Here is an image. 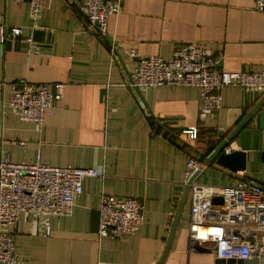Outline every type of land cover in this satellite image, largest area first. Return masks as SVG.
Here are the masks:
<instances>
[{
	"label": "crops",
	"instance_id": "1",
	"mask_svg": "<svg viewBox=\"0 0 264 264\" xmlns=\"http://www.w3.org/2000/svg\"><path fill=\"white\" fill-rule=\"evenodd\" d=\"M107 1L122 8L103 37L89 32L76 0H47L36 30L28 1L0 0V159L27 164L40 159L100 173L84 180L72 215L51 218L50 236L43 235L40 221L20 215L16 251L24 264H160L164 256L162 264H216L211 250L190 249L187 164L193 158L199 162L202 184L231 186L244 178L264 187V130L257 118L226 147L245 152V170L210 159L264 92L225 88L218 115L202 121L198 88L130 87L137 66L131 52L170 58L178 47L200 42L222 70L262 72L264 13L256 0ZM15 27L23 33L14 36ZM18 79L52 89L64 86V98L43 126L12 110L10 81ZM191 127L199 129L196 140L183 133ZM102 195L144 204L137 234L99 237ZM247 264H264V259Z\"/></svg>",
	"mask_w": 264,
	"mask_h": 264
},
{
	"label": "built area",
	"instance_id": "2",
	"mask_svg": "<svg viewBox=\"0 0 264 264\" xmlns=\"http://www.w3.org/2000/svg\"><path fill=\"white\" fill-rule=\"evenodd\" d=\"M30 3L32 28L40 27L41 14L47 0H19ZM76 6L85 17L89 32L106 37L109 20L121 11L120 3L107 0H76ZM256 9L264 13V0H256ZM14 36L22 28L11 30ZM6 36H2V41ZM33 45V38H27ZM131 57L137 66L129 86L148 91L161 87H192L200 90L202 121L215 118L222 109V92L228 87L245 91L264 92V71L231 72L218 67L217 59L207 46L190 42L178 47L170 58L140 57L136 51ZM13 90L11 108L23 121L43 126L53 105L64 98L63 85L36 84L24 79L10 81ZM192 140L199 129L183 131ZM24 145V144H23ZM226 153H231L227 148ZM186 183L199 171L200 164L190 159ZM90 168L51 166L38 159L32 164L14 163L0 159V264H24L16 251L15 227L20 215L40 221L51 235V218L70 216L75 200L83 194L84 180L98 177ZM190 249L211 250L216 258L225 260L264 259V187L244 178L231 186L191 184ZM215 198L222 203L215 204ZM99 237L118 240L137 234L144 221V204L136 198L102 195L99 207Z\"/></svg>",
	"mask_w": 264,
	"mask_h": 264
},
{
	"label": "water",
	"instance_id": "3",
	"mask_svg": "<svg viewBox=\"0 0 264 264\" xmlns=\"http://www.w3.org/2000/svg\"><path fill=\"white\" fill-rule=\"evenodd\" d=\"M258 120L259 123V128L261 130H264V97L258 102V104L248 113V115L244 118V120L239 124V126L235 129L232 134L229 135L228 140H225L222 144H220L217 149L212 153L210 156L211 160H214V158L217 157V161L219 164L228 167L229 169L233 171H243L245 170L246 167V154L244 151H238V152H231V153H226V147L229 144V142L232 141L233 137L236 135V133L245 126L248 122L252 121L253 119ZM200 173V170L195 173V175L192 177L190 180L187 191L190 190L191 184L197 180V177ZM215 204L222 203L221 198H215L213 201ZM175 225H177V219L175 222ZM173 234V233H172ZM171 246V240L168 245V249ZM166 255V254H165ZM165 257L163 260L160 262V264L163 263L165 260ZM251 262H256V260H236V259H231V260H225V259H218L216 264H247Z\"/></svg>",
	"mask_w": 264,
	"mask_h": 264
}]
</instances>
